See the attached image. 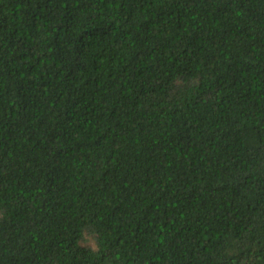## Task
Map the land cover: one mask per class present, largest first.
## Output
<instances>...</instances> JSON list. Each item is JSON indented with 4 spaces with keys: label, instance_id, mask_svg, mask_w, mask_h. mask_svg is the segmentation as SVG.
<instances>
[{
    "label": "trees",
    "instance_id": "trees-1",
    "mask_svg": "<svg viewBox=\"0 0 264 264\" xmlns=\"http://www.w3.org/2000/svg\"><path fill=\"white\" fill-rule=\"evenodd\" d=\"M0 264H264V0H0Z\"/></svg>",
    "mask_w": 264,
    "mask_h": 264
},
{
    "label": "rangeland",
    "instance_id": "rangeland-1",
    "mask_svg": "<svg viewBox=\"0 0 264 264\" xmlns=\"http://www.w3.org/2000/svg\"><path fill=\"white\" fill-rule=\"evenodd\" d=\"M83 243L87 246L95 248V241L92 236L86 235Z\"/></svg>",
    "mask_w": 264,
    "mask_h": 264
}]
</instances>
